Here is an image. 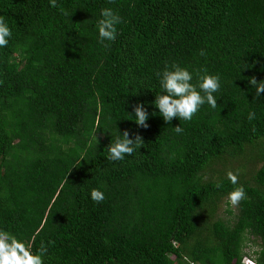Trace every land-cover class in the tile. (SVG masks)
<instances>
[{"label":"trees","instance_id":"16d2710c","mask_svg":"<svg viewBox=\"0 0 264 264\" xmlns=\"http://www.w3.org/2000/svg\"><path fill=\"white\" fill-rule=\"evenodd\" d=\"M56 2L0 0L12 31L0 48V229L34 254L43 241L44 264H264V93L248 82L264 80V0ZM105 7L123 22L102 44ZM172 63L194 84L198 70L218 75L217 108L166 123L152 102ZM138 102L146 129L130 116ZM125 130L144 144L109 162ZM237 169L247 199L232 209Z\"/></svg>","mask_w":264,"mask_h":264},{"label":"clouds","instance_id":"9594fccd","mask_svg":"<svg viewBox=\"0 0 264 264\" xmlns=\"http://www.w3.org/2000/svg\"><path fill=\"white\" fill-rule=\"evenodd\" d=\"M50 6L57 7L56 0H49ZM109 3H114V0H109ZM101 18L97 21L99 41L113 42L117 37V25L121 24L122 17L111 7L101 9ZM12 36V31L9 28L5 18L0 16V48L8 46L9 38ZM105 47H108L105 44ZM200 56H205L206 53L201 49ZM159 80L161 93L155 96L152 104L159 110L160 116L166 123H170L174 118L180 121H191L199 112L200 108L207 104L212 109L217 108V99L214 93L220 89V78L218 75L208 74L207 69L198 70L195 73L196 83L193 81V73L187 68H182L176 63L165 65L162 71L155 73ZM249 84L255 88V97L259 98L264 93V80L257 81L256 77H250ZM134 113V122L140 128H148L147 123L149 113L144 103L138 102L132 107ZM256 115L254 112L248 114V119L254 120ZM177 134L183 132L181 125L174 127ZM255 131V129H253ZM134 138H129L130 133L125 130L123 134L117 136L114 142L107 146V160L109 162L123 161L126 156H132L140 149L143 144V138L140 134H133ZM241 170L235 172L229 170L226 178L232 185H237L232 191L227 194L226 201L229 208L235 209L240 202L247 199L245 188L239 185V174ZM218 188L220 184L216 185ZM91 200L100 204L105 199L104 192L97 188L90 191ZM48 247L42 241L38 251L34 254L31 247L25 242L18 239L12 233L0 229V264H44L43 257L47 254ZM244 264H255L254 259L244 257Z\"/></svg>","mask_w":264,"mask_h":264},{"label":"rangeland","instance_id":"374dc122","mask_svg":"<svg viewBox=\"0 0 264 264\" xmlns=\"http://www.w3.org/2000/svg\"><path fill=\"white\" fill-rule=\"evenodd\" d=\"M259 164L260 163H256L255 165H254V169H256L258 166H259ZM230 165H232V166H235L236 164L234 163V162H232V164L230 163ZM226 167V166H225ZM241 170V172H244L243 171V169H240ZM224 208H225V204L224 203H221L220 205H219V207L217 208V210H216V215L218 216V217H220L221 219H223V220H225V219H227V215L224 213ZM246 243V245L243 247V249H242V251L245 253H250L249 251H251V250H254L255 249V247H253L249 242H245Z\"/></svg>","mask_w":264,"mask_h":264},{"label":"built area","instance_id":"2783aa9c","mask_svg":"<svg viewBox=\"0 0 264 264\" xmlns=\"http://www.w3.org/2000/svg\"><path fill=\"white\" fill-rule=\"evenodd\" d=\"M241 264H244V257H242L241 259Z\"/></svg>","mask_w":264,"mask_h":264}]
</instances>
